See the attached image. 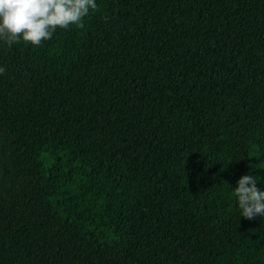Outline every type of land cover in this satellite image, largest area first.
<instances>
[{
    "label": "trees",
    "instance_id": "obj_1",
    "mask_svg": "<svg viewBox=\"0 0 264 264\" xmlns=\"http://www.w3.org/2000/svg\"><path fill=\"white\" fill-rule=\"evenodd\" d=\"M0 41V264H264V0H97Z\"/></svg>",
    "mask_w": 264,
    "mask_h": 264
},
{
    "label": "clouds",
    "instance_id": "obj_2",
    "mask_svg": "<svg viewBox=\"0 0 264 264\" xmlns=\"http://www.w3.org/2000/svg\"><path fill=\"white\" fill-rule=\"evenodd\" d=\"M98 7L97 0H0V41L8 46L20 40L39 46L53 37L58 28L83 27V20ZM6 68L0 65V74ZM251 171L232 188L239 216L264 218V187ZM264 185V184H262Z\"/></svg>",
    "mask_w": 264,
    "mask_h": 264
}]
</instances>
